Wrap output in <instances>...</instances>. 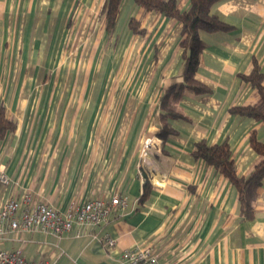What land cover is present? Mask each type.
Instances as JSON below:
<instances>
[{"label":"crops","instance_id":"1","mask_svg":"<svg viewBox=\"0 0 264 264\" xmlns=\"http://www.w3.org/2000/svg\"><path fill=\"white\" fill-rule=\"evenodd\" d=\"M104 3L0 0V106L17 123L0 141V204L29 191L61 211L114 195L127 206L107 225L75 227L62 239L10 233L0 250L21 248L27 259L51 264H120L124 250L153 245L162 264H264V181L255 218L244 220L236 187L193 156L198 141L227 142L240 177L261 160L250 141L255 134L264 142V122L231 110L259 99L242 76L255 62L264 73V0L212 7L232 30L200 33L196 78L211 92L181 96L188 120L169 121L176 132L165 144L160 98L184 81L182 26L123 0L109 34ZM190 7L179 0L181 11ZM132 19L144 33L131 29ZM55 81H85L99 93L55 94ZM147 140L153 145L143 157ZM144 175L151 187L141 199Z\"/></svg>","mask_w":264,"mask_h":264},{"label":"trees","instance_id":"2","mask_svg":"<svg viewBox=\"0 0 264 264\" xmlns=\"http://www.w3.org/2000/svg\"><path fill=\"white\" fill-rule=\"evenodd\" d=\"M222 0H191V7L188 11L179 9V0H135L145 12H157L168 18L178 21L182 26L183 61L182 76L184 81L164 91L160 98L159 115L161 130L158 134L162 144L175 134L169 121L188 120L180 108L179 101L184 93H191L194 96H204L211 91L209 87L196 78L200 64V55L205 47L200 38L201 32L215 33L230 31L232 26L227 24L220 16L212 13V7ZM123 0H105L101 10V16L105 19V27L109 34H112L117 26ZM140 21L132 19L130 27L133 31L144 33ZM242 78L248 81L259 92V99L256 104L250 106L234 107L231 112L234 115L248 117L264 122V73L255 62L250 74ZM17 123L8 118L6 108L0 106V141L9 133H13ZM251 148L260 157V162L248 177H240L236 171L235 161L230 145L227 142L210 145L206 141H198L195 144L193 156L202 160L217 172L224 175L236 187L239 193L240 215L244 220L255 218V205L259 198V191L264 181V142L257 140L256 135L251 137ZM144 194L145 199L151 187L149 178L146 177Z\"/></svg>","mask_w":264,"mask_h":264},{"label":"built area","instance_id":"3","mask_svg":"<svg viewBox=\"0 0 264 264\" xmlns=\"http://www.w3.org/2000/svg\"><path fill=\"white\" fill-rule=\"evenodd\" d=\"M147 140L143 147V157L152 148ZM6 184L8 179L3 177ZM126 199L119 195L102 196L82 203L73 202L65 211L54 205L36 201L31 192L25 191L19 198L12 197L0 204V242L8 239L10 233L23 238L35 233L62 239L75 227H103L107 225L116 211H123ZM118 211V212H119ZM80 234L77 233V237ZM26 241V240H25ZM108 249H115L116 241L105 235L102 239ZM0 264H51L26 258L23 249L0 250ZM120 264H162L161 255L153 245L136 246L121 253Z\"/></svg>","mask_w":264,"mask_h":264},{"label":"rangeland","instance_id":"4","mask_svg":"<svg viewBox=\"0 0 264 264\" xmlns=\"http://www.w3.org/2000/svg\"><path fill=\"white\" fill-rule=\"evenodd\" d=\"M62 83V84H61ZM94 89V90H93ZM99 93L95 87L85 85V81H55V94L57 93H75V94H87V93ZM83 104V103H82ZM74 108H78L79 103H75Z\"/></svg>","mask_w":264,"mask_h":264}]
</instances>
